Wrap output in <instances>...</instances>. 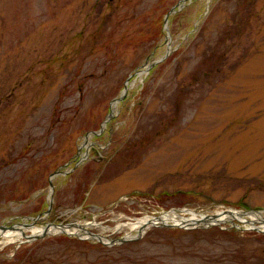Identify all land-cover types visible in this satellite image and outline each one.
<instances>
[{
    "label": "rangeland",
    "instance_id": "rangeland-1",
    "mask_svg": "<svg viewBox=\"0 0 264 264\" xmlns=\"http://www.w3.org/2000/svg\"><path fill=\"white\" fill-rule=\"evenodd\" d=\"M180 1L0 0V226L44 213L51 175L88 150L38 227L94 221L119 239L172 209L264 208V0L187 2L168 38ZM237 223L161 224L119 247L0 236V264H264V235Z\"/></svg>",
    "mask_w": 264,
    "mask_h": 264
},
{
    "label": "water",
    "instance_id": "water-1",
    "mask_svg": "<svg viewBox=\"0 0 264 264\" xmlns=\"http://www.w3.org/2000/svg\"><path fill=\"white\" fill-rule=\"evenodd\" d=\"M188 0H181L176 6H174L170 12L168 13V15L165 17V28L168 30V26H167V23H168V18L171 14H174L176 12H178L179 10H181L186 2ZM126 91H127V86L125 85V89L122 93V96H120L117 100L120 101L123 99V97L125 96L126 94ZM113 117V113H111L109 115V117L107 118L106 121L110 120L111 118ZM104 129V126L102 127V129L100 130V132ZM99 132V133H100ZM93 134H98L97 132H93ZM61 174H66V171H62V169H59L57 170L56 172H54L51 177H50V186L53 187V179ZM50 208H51V204L49 205V211H50ZM48 213V212H47ZM224 213H229V212H224ZM41 218L40 217H37V218H34V219H31V224H21L22 227H31L33 226L35 223H37ZM212 222H216L217 224H220L222 223V221L218 220V215H213V216H208L206 217L205 219H202V220H198L196 222L193 223V225L195 227H208V226H211L213 225ZM163 224V225H166V226H170V227H175V225H169L166 223L165 220H163L161 217H159L156 221L153 220V221H150L147 223V226L142 229L136 236H126V237H123V238H120V239H109L108 237L106 236H103V235H100V234H96V233H93V232H90V231H87L85 229V226L83 224H67V225H57V224H48L44 230L43 233L41 234H37V235H26V240L27 242H31L33 240H37V239H41V238H44L47 234H48V230L50 227L52 226H55V227H60L62 232L65 233V234H68L70 236H78L80 238H88L90 240H95L105 246H118V245H121L123 243H126V242H129V241H136V240H140L146 230L151 227V226H154L156 224ZM179 226V225H177ZM18 226H12V227H7V226H1V228L3 230H6V229H16ZM179 227H185V226H179ZM67 229H70V230H73L74 233H68L67 232ZM256 231H259L258 229H255ZM86 236V237H85Z\"/></svg>",
    "mask_w": 264,
    "mask_h": 264
},
{
    "label": "bare ground",
    "instance_id": "bare-ground-1",
    "mask_svg": "<svg viewBox=\"0 0 264 264\" xmlns=\"http://www.w3.org/2000/svg\"><path fill=\"white\" fill-rule=\"evenodd\" d=\"M199 24V23H198ZM143 72L140 74V77L142 76ZM116 108H117V103H115V105L113 104V113L116 111ZM91 144L89 141H87V146ZM192 217L186 219L183 215L181 214H178L176 212H173L172 216L169 215V214H165V221H168V218L172 219V222L173 223H179V221L181 222H184L185 224L189 225V223L195 221V218L198 216L195 212L194 213H191ZM169 215V217H168ZM168 217V218H167ZM235 218V219H238L242 222H246L247 224H250L251 226H254L256 223H261V225H263V228H264V216L261 214V213H257V212H243V211H232V213H229V214H222L220 213L218 215V220H224L226 218ZM163 218V217H162ZM150 220L149 217H146L142 220H138L136 223H129L128 226H130L131 228V231H135V230H139L141 228H143V226L147 223V221ZM94 225H97L95 222L91 223L90 226H94ZM127 224H121V225H118L116 229H123L124 227H126ZM25 229L27 228H24V229H21L20 226L17 227L16 229H11V230H3L1 227H0V236H3L5 238H7V240L9 242H20L22 241L23 239L26 238V235H27V231H25ZM30 230L32 231V233L34 235H37V234H40L41 232H43V228H40L38 226H33L30 228ZM61 231V228L59 227H50L48 232L52 233V234H57Z\"/></svg>",
    "mask_w": 264,
    "mask_h": 264
},
{
    "label": "trees",
    "instance_id": "trees-1",
    "mask_svg": "<svg viewBox=\"0 0 264 264\" xmlns=\"http://www.w3.org/2000/svg\"><path fill=\"white\" fill-rule=\"evenodd\" d=\"M185 13V10L182 12V13H178V14H176V15H174V16H172L171 17V21L173 22L176 18H178L180 15H183ZM159 22V23H158ZM158 29H157V37L155 38V43H154V45H153V48H156L157 46V43H158V41L159 40H161L162 38H163V36H164V31H162V27H163V18L161 17L159 20H158ZM156 23V24H157ZM213 58H210L209 60H208V63H210V65H212V63H214V62H212L211 63V60H212ZM206 62H207V60H206ZM213 66V65H212ZM158 68V66L156 67V69ZM211 69V70H210ZM209 69V71H212L213 70V68H210ZM213 72V71H212ZM201 73V72H200ZM206 74H203L202 75V77H204ZM185 97V93L183 92H181V94L179 95V97L177 98L178 100H181V99H183ZM176 113H178V112H176ZM178 115V114H177ZM170 125H171V121H170ZM139 244V243H141V242H132V243H127V244H125V245H127V246H129V245H131V244Z\"/></svg>",
    "mask_w": 264,
    "mask_h": 264
}]
</instances>
